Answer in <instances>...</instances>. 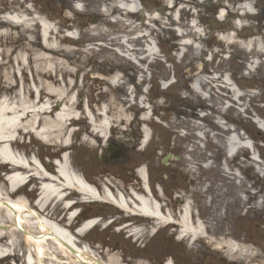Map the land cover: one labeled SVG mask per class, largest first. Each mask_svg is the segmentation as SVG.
I'll return each instance as SVG.
<instances>
[{"label": "rangeland", "instance_id": "374dc122", "mask_svg": "<svg viewBox=\"0 0 264 264\" xmlns=\"http://www.w3.org/2000/svg\"><path fill=\"white\" fill-rule=\"evenodd\" d=\"M116 1L0 0L3 24L0 27V85L8 89L16 84L26 97L36 87L41 92V104L46 102L49 89H63V101L53 99L51 106L61 108L66 103L67 109L79 115L84 107L96 114L107 111L111 126L103 132L122 147L123 154L118 161H111L104 154L102 139L83 144L91 129L84 118L70 127L75 134L70 136L71 147L64 153L34 136L22 137L21 133L13 145L15 151L27 159L35 157L42 163L45 159L47 164L54 157L60 160L64 155L72 171L86 181L100 186L106 184L124 194L140 189L135 171H148L155 181L163 174L172 176L173 170L177 172V178L173 177L175 180L166 189H175L169 192L171 198L177 196L180 204L185 201L183 206L170 208L163 196L160 201L168 204L162 208L172 218L169 227L142 218L138 228L140 236L127 238L126 233L117 234L113 228L105 230L100 221L86 236L76 238L78 247L92 250L100 261L149 264L144 262L149 260L151 264L154 256L157 264L167 260L174 264H264V193L261 191L257 197L259 227L256 229L252 219L244 222L239 206L236 208V183L229 178L234 177V169L226 147L235 133L232 124H251L255 133L258 130L251 122L253 116L264 120V56H256L255 51L249 53L244 46L264 34V11L261 13L264 0H140L146 16L134 24L148 22L150 30H140L150 36L138 42L133 41L136 34L113 24L117 14L106 16L104 10ZM250 8L252 12L245 15L243 11ZM223 10L225 17L222 18L229 22L218 28L216 17ZM37 15L54 31L48 49L56 54L40 49V26L28 32L25 29ZM154 16L156 24L149 23L148 19ZM9 18L23 22L24 26L18 22L16 26L7 24L5 21ZM235 23L239 24L238 29ZM94 28L98 29L97 34ZM119 39H128L132 51L123 52ZM152 42L160 48L155 49ZM145 49L157 53V59L145 58ZM131 54L145 59L135 61ZM252 60L260 63L251 64L248 70ZM48 76L52 79L48 80ZM172 76L176 83L163 91L161 82ZM10 77L12 84L9 85ZM114 78L116 83L111 84ZM222 81L241 92L243 97L237 102L242 105H236L225 94ZM16 91L8 92L13 103ZM245 108L243 114L241 110ZM239 134V139L244 140ZM254 147L264 149L258 142ZM167 154L180 159H171L165 167L161 159ZM255 166L263 172L261 163ZM200 171L205 178L204 186H208L212 215L207 217L205 204L199 202L200 216L196 215L199 219L195 220L202 228L195 238L187 232L180 234L179 222L181 210L183 214L185 208L189 209L191 218L196 210L189 203L190 195L185 192L188 182L184 178L189 176L197 186ZM218 172H221L219 176ZM1 177L0 173V188L7 190ZM33 187L34 183L28 189ZM136 192L143 194L141 189ZM36 194L30 195L29 202L35 200ZM198 194L202 196L201 190ZM80 208L77 226L89 215L101 216L104 220L122 216L111 206L88 204ZM60 211H50L51 218L57 213L62 215ZM189 224L188 221L186 225L190 227ZM20 239L21 235L22 246Z\"/></svg>", "mask_w": 264, "mask_h": 264}, {"label": "bare ground", "instance_id": "6f19581e", "mask_svg": "<svg viewBox=\"0 0 264 264\" xmlns=\"http://www.w3.org/2000/svg\"><path fill=\"white\" fill-rule=\"evenodd\" d=\"M136 1L138 2V0H118L110 5L109 8L105 7L104 12L107 13V17L111 14H117V18L112 21L113 24L120 25L122 30L126 29L130 33L136 34L133 41L137 40L138 42L140 41L139 39H144L148 36L140 28L149 29L147 27L149 24L148 22H144L143 24L139 23V25L134 24L135 21H142V18H144L140 14L141 9H138V3ZM244 8L246 7L244 6ZM77 11L79 12L81 9L77 8ZM251 12V8L247 12L243 11L245 15ZM156 20V16L148 19L149 23L155 22V24ZM5 22L13 26H16L18 22L20 26H24L22 24L23 22H16V20L13 21L10 18L6 19ZM2 26L3 24L0 22V27ZM37 26L42 28L40 33V49L56 54L57 52L48 49L51 41L50 36L54 31L47 25V22L43 18L37 15L33 23L29 27L26 26L25 29L28 32L31 28ZM94 31L97 34L98 29L94 28ZM119 42L120 46L122 48L124 47L123 52L128 53L132 51V48L128 46V42H130L128 39L123 41L119 39ZM244 46L250 52L255 51L257 53L256 56H264V34L251 39ZM144 54L145 58H156V55L150 50L145 49ZM131 56L134 57L135 54H131ZM145 58L135 56L133 59L140 61ZM50 59H53V57ZM50 59L49 61H51ZM254 62L257 63L258 61ZM47 74H50V72ZM45 78L44 76L43 79ZM47 78L48 80L52 79L51 76ZM8 80L9 85L12 84L11 77ZM213 81L215 82L216 79L213 78ZM111 83H116V78L112 79ZM222 84H224L225 94L230 96L231 99H238L239 96H242L238 91H234L230 83L222 81ZM16 89L15 85H12L8 89L0 85V171H10L7 175V190L2 187L0 188V238H6L10 242H7L4 246H0V257L15 256L17 252L15 250H17V246L19 245L17 243V234H15L16 230L21 234L24 233L22 234L24 238L23 264H105L96 261L98 259L92 250L81 248L77 245L78 241L73 231L75 225L71 223V220L75 214L74 210H77V207L80 206L77 200L80 198V193L85 195L87 202L100 203L106 207L114 205L119 208V212H124L127 215L135 214L144 216L156 224L168 226L171 223L169 222L171 217L164 212L162 213L161 205L147 199V195H140L133 191L124 194L117 192L106 184L100 186L99 184H90L88 181L85 182L77 172L72 171L66 159L65 162L64 159L63 161H55L53 165L55 169L52 171L49 165H43L41 167L36 158L32 157L31 159H27L16 153L13 145L17 142L20 133L30 135L32 132L36 139L64 152L70 146V136L75 134L70 127L73 126V122L76 120L81 121L83 118L86 119L91 128L87 131V136L82 142L83 144H87L91 139L94 142H98L102 138L104 141L105 132L103 131H105V127L111 126L106 115L107 111L102 112L100 110V113L96 114L95 111H90L85 108L79 115L74 110L67 109L65 107L66 103L61 108L51 106V100L53 99L57 102L63 101L64 97L61 95V93L64 94L65 92L63 89L50 90L47 88L49 89V93H47L45 104H41L43 102L40 96L41 92L36 87L31 88L28 92V97L23 95L20 88L17 89L15 92L16 101L14 103L11 102L8 92ZM40 105L41 108H39ZM256 123L260 127H263L259 121H256ZM238 146L244 149L249 148L248 143L241 144L238 137L235 135L231 136L228 146L230 151L235 152ZM5 165L10 166L11 169L6 168ZM143 172V170L138 171V176L144 181L145 173ZM27 175L30 177L28 178ZM27 181L30 184L34 183L33 189L38 193V200L35 205L38 207L39 214L32 212L31 208L33 206L28 205V200L24 196H14L22 190V185ZM72 201L76 202L69 207V202ZM52 202L55 203L51 207ZM50 207L51 209L49 210ZM52 209H55V211L61 210L59 213H66L68 210L67 212L70 213L68 215L69 221L64 224V219L59 217L58 223L53 222L50 219V211ZM183 214L179 222L182 228L181 233L187 232L190 236L196 238L198 229H201L202 225L195 222L189 224L191 226L188 227L186 224L189 217L186 208ZM74 221H77V219H74L72 222ZM113 223L118 224V221H114ZM1 224L4 226L1 227ZM91 226V222L84 223L76 233L84 235L92 230V228L90 229ZM10 228H12V231L9 234L1 232V229L9 230ZM134 234H140V230L134 231ZM233 247L234 245L230 248Z\"/></svg>", "mask_w": 264, "mask_h": 264}, {"label": "flooded vegetation", "instance_id": "af4514ba", "mask_svg": "<svg viewBox=\"0 0 264 264\" xmlns=\"http://www.w3.org/2000/svg\"><path fill=\"white\" fill-rule=\"evenodd\" d=\"M264 147V146H263ZM264 151V150H263ZM264 158V156H262ZM242 162H249V158L247 155L243 156H237L235 157L234 161V169L235 173L237 175L236 181H237V193L241 197L243 196V201L240 205V212L243 214V221L249 220V218H252L255 220V228L257 229L259 227V220H258V214L255 216V203L256 199L258 197L259 191L262 190V183L264 181H258L256 179V173L254 168L246 166ZM250 163V162H249ZM188 191H193L194 184L190 181H188ZM264 189V188H263ZM193 195L192 193L190 194ZM258 213V211H257Z\"/></svg>", "mask_w": 264, "mask_h": 264}, {"label": "water", "instance_id": "95a60500", "mask_svg": "<svg viewBox=\"0 0 264 264\" xmlns=\"http://www.w3.org/2000/svg\"><path fill=\"white\" fill-rule=\"evenodd\" d=\"M107 153L112 159H118L120 156L119 150H116V152H113L110 148L108 149Z\"/></svg>", "mask_w": 264, "mask_h": 264}]
</instances>
